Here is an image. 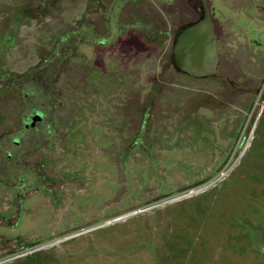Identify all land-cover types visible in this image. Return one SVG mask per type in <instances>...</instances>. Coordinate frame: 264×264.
Returning <instances> with one entry per match:
<instances>
[{"label": "rangeland", "instance_id": "obj_1", "mask_svg": "<svg viewBox=\"0 0 264 264\" xmlns=\"http://www.w3.org/2000/svg\"><path fill=\"white\" fill-rule=\"evenodd\" d=\"M156 1L141 0L137 8L128 3L123 12L142 9L152 21L157 8L158 27L166 28L175 6ZM209 1L228 32L220 34L217 51L221 76L231 78L229 83L179 71L168 61L170 41L151 33L149 23L122 34L124 49L117 53L127 59L126 65H118L111 53L101 64V51L94 65L86 59L84 73L70 77L77 90L63 89L51 145L33 137L27 156L14 166H37V156L44 154L43 170L51 175L47 188L17 197L20 186L11 185V178L0 180V264H264V109L251 143L229 173L210 187L187 193L221 169L242 134L255 94L237 91L235 76L248 68L256 77L246 86L264 81V26L236 11L249 0ZM24 2L32 16L23 13L18 0H0L2 136L6 124L18 118L10 108L12 94L2 88L10 70L25 74L38 67L28 59L42 46L41 54H49L46 47L53 49L70 35L64 26L73 27V16L88 9L87 0ZM191 5L193 20L201 0H191ZM43 10L48 19L33 17ZM97 23L104 31L99 19ZM237 24L250 48L234 46L231 25ZM213 28L216 32L218 26ZM46 68L55 75V65ZM24 81L36 80L27 75ZM50 94L28 97L25 106L43 98L50 103ZM243 138H248L246 132ZM10 169L8 159L0 160L1 175ZM161 200L167 202L99 226ZM85 229L90 230L77 232Z\"/></svg>", "mask_w": 264, "mask_h": 264}, {"label": "flooded vegetation", "instance_id": "obj_2", "mask_svg": "<svg viewBox=\"0 0 264 264\" xmlns=\"http://www.w3.org/2000/svg\"><path fill=\"white\" fill-rule=\"evenodd\" d=\"M177 1L178 4L181 1V5L177 6ZM18 2L22 5L23 13L32 16L23 6L25 3L24 0H18ZM46 2L49 3L51 0H46ZM140 2L141 0H87V11L83 10L80 14L73 16L75 19L74 26H64V28L70 29V35H66L60 39L53 49H48V47H46L49 54H41V49L43 48L42 46L38 49V55H35V57H39L37 58L38 60L35 57L28 59V61L34 65L38 62V67H29L25 74H15L12 72L13 69H11L8 73L9 77L7 78V81L3 83L4 87L2 88H8L10 94H12L10 108L18 112V118L16 122L6 124L4 127V136L0 135V160L3 158L8 159L13 168L5 175L0 174V180H9V178L13 179V181L11 180V182H8H10L13 186H20V189H22L21 191H18L19 193L17 192V197H25V195L29 196L34 193V191L47 188L46 182L49 183L51 175H46L45 170H43L44 162L47 160L44 154L37 156V159H39L37 166L29 165L23 170H18L16 167L14 168V166L15 163L24 160V157L27 156V152L30 151L31 148L30 144L35 137H40L43 140L46 139L51 145L52 132H54V125L57 121H55V117L57 119V110L55 109L63 108L61 104V97L65 94L63 89H67L69 91L72 89L75 91L77 90L75 84L76 81L73 82V79L70 77L74 74L81 75L84 73L83 66L86 59H89V61L93 60V63L91 64L94 65L95 58H97L96 52L98 51L100 53L101 51V54H103L100 58L102 61L101 64H104L103 58L106 56V53H111L115 56L112 60H116L118 65H126L127 59L117 53L122 46V39H124L122 34L132 30L138 31L144 27L145 23H149V26L147 27L153 29H150L152 30L150 31L151 33L160 34V36L164 35L167 37V40L170 41L171 51H169L168 61L175 66L176 63L174 60L173 49L178 34L184 28L202 18L206 12L210 17L213 26H218L215 32L217 37V50L218 43L222 42L220 34H228V32L225 31L226 29L223 24L220 23L223 19L218 18V11L216 12V9L218 8L213 7L209 0H201L202 6L195 7V16L193 20H191V0H167V2H164L165 5L175 6V8H173L169 14L171 21L166 28L162 26L158 27L159 20L157 19V8L152 11V16H154L152 21H150L147 16L148 12H144L142 9H136V5ZM156 2H159V0ZM128 3L134 4L136 8L129 10V13H124L123 7ZM41 4L43 5L44 2ZM249 5L247 4L246 7L236 10L239 13L238 17H244L247 21L251 20L256 26H264V24H260V22L264 19V7L257 6L254 3V0H249ZM201 11L202 15L200 14ZM41 13L34 15L33 17L40 16V20L43 21L44 18L45 20L48 19L46 18L49 17L47 12L45 13L43 10ZM256 14L262 15L263 17L259 19ZM121 18H127L128 21L126 20V22H122ZM97 19L101 21L105 32L103 30L100 31L97 25ZM233 23H236V21H233ZM126 25H128L127 29L125 27ZM231 26L232 33H234L233 35L235 37L233 40L234 42L236 41L234 46L238 48L240 46L243 47L244 44L249 46L244 29H242L238 24ZM225 44L226 46H231L229 42ZM71 56H78V59H81L82 62H78L77 60L74 61ZM227 59L229 58L227 57ZM229 61L231 62V60ZM50 64H53L56 67L55 75L49 74L47 71L46 67ZM80 69L82 71L78 72ZM177 69L181 71L178 67ZM241 71L242 73L238 72V75L235 76L237 78L236 80H234V76L232 79L237 84L236 90L242 92L245 96L253 93L255 94L264 81L256 85L246 86L247 83L245 82L250 80L252 77L255 78L256 76L254 75L255 73H252L248 70V68ZM181 72L185 73L183 71ZM27 75L34 77V81H36L32 84L25 83L24 78H26ZM204 77H211L216 80L219 79L214 75ZM229 80H231V78H228V80L222 79L224 83H229ZM19 82H22L23 84ZM42 92H45L46 94L51 93L48 96L50 103H47L46 98H43V100H40L38 103H34L31 107L25 106L28 97L36 96L37 93L41 94ZM125 100L126 99H124V103H126ZM124 103H121L122 107H125ZM37 113H41V116L35 120L34 117ZM63 115L65 118L66 112L63 113ZM64 118H62V120H64ZM139 128L135 129V136L140 135L141 132H139ZM22 191L24 194L25 192L27 193L23 195Z\"/></svg>", "mask_w": 264, "mask_h": 264}, {"label": "water", "instance_id": "obj_3", "mask_svg": "<svg viewBox=\"0 0 264 264\" xmlns=\"http://www.w3.org/2000/svg\"><path fill=\"white\" fill-rule=\"evenodd\" d=\"M257 6L264 7V0H254ZM216 33L207 12L198 21L184 28L177 36L174 44V60L183 72L194 76H221L218 53L216 49ZM37 113L34 119L40 118Z\"/></svg>", "mask_w": 264, "mask_h": 264}, {"label": "built area", "instance_id": "obj_4", "mask_svg": "<svg viewBox=\"0 0 264 264\" xmlns=\"http://www.w3.org/2000/svg\"><path fill=\"white\" fill-rule=\"evenodd\" d=\"M263 109H264V82H263L262 86L258 89V91L255 93V99H254L253 105H252L249 113L247 114V120L244 124L242 134H240V137L238 139H236V141L234 143V147H233L232 151L230 152L229 156L227 157V159L225 160L224 165L221 167V169H219L214 174V176L208 178V180H206L204 183L195 186V188H193V189H189V191L187 192L188 194L190 192H194L195 190L201 191L207 187H210V186L218 183L219 180L224 178V176H226L227 173H229L230 169L233 167L235 162H237L239 159H241L243 154L246 152V150H247L246 146L251 143L252 138H253L252 133L255 129V126L258 123L259 117H260L261 113L263 112ZM245 132H246V134H248V138H246V139L243 138ZM241 145H242V148H241ZM164 202H167V201H165V200L156 201L155 203H148V204L143 205L141 207L131 209L130 211L122 213V214L118 215L117 217H111V218L105 219L104 221H102L101 224H99V226L109 225V224H112L116 221L128 218L130 216L140 214V213L147 211V210H150L153 207H155L159 204H162ZM99 226L97 225L96 227H99ZM93 228H95V227H90V229H93ZM90 229H87V230L85 229V230H82L81 232H79V231H77V232L83 233V232L89 231ZM77 232L72 233L71 236L73 237L74 235L78 234ZM23 252H24V250H23ZM27 253H29V252H27Z\"/></svg>", "mask_w": 264, "mask_h": 264}, {"label": "trees", "instance_id": "obj_5", "mask_svg": "<svg viewBox=\"0 0 264 264\" xmlns=\"http://www.w3.org/2000/svg\"><path fill=\"white\" fill-rule=\"evenodd\" d=\"M144 213H145V212H144ZM144 213L141 214V215H145ZM137 216H138V215H137ZM143 227H144V226H143ZM138 248H139V250H143V249H146V248H148V247H146V246H139Z\"/></svg>", "mask_w": 264, "mask_h": 264}]
</instances>
